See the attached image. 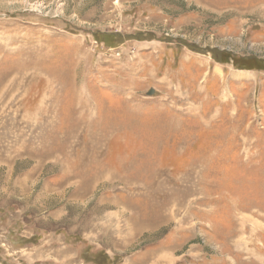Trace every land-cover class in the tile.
<instances>
[{
	"label": "rangeland",
	"instance_id": "374dc122",
	"mask_svg": "<svg viewBox=\"0 0 264 264\" xmlns=\"http://www.w3.org/2000/svg\"><path fill=\"white\" fill-rule=\"evenodd\" d=\"M0 264H264V0H0Z\"/></svg>",
	"mask_w": 264,
	"mask_h": 264
}]
</instances>
